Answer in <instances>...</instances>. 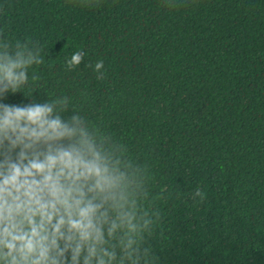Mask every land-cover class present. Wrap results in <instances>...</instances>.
<instances>
[{
    "label": "trees",
    "instance_id": "16d2710c",
    "mask_svg": "<svg viewBox=\"0 0 264 264\" xmlns=\"http://www.w3.org/2000/svg\"><path fill=\"white\" fill-rule=\"evenodd\" d=\"M5 40L38 44L44 62L31 97L0 103L68 96L65 117L146 167L160 213L148 240H264V0H0ZM147 245L154 264H264V241Z\"/></svg>",
    "mask_w": 264,
    "mask_h": 264
},
{
    "label": "clouds",
    "instance_id": "9594fccd",
    "mask_svg": "<svg viewBox=\"0 0 264 264\" xmlns=\"http://www.w3.org/2000/svg\"><path fill=\"white\" fill-rule=\"evenodd\" d=\"M83 60L75 51L66 66ZM43 62L36 43H0V98L37 82L29 69ZM69 103H0V264H154L160 213L146 206V167L81 115L65 117Z\"/></svg>",
    "mask_w": 264,
    "mask_h": 264
}]
</instances>
